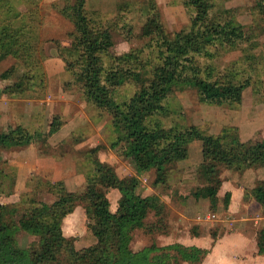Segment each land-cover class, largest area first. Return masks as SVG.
Segmentation results:
<instances>
[{
  "label": "rangeland",
  "instance_id": "374dc122",
  "mask_svg": "<svg viewBox=\"0 0 264 264\" xmlns=\"http://www.w3.org/2000/svg\"><path fill=\"white\" fill-rule=\"evenodd\" d=\"M69 1L74 0H0V28L8 26L10 33L14 30L18 36L16 53L0 62V129L21 125L40 135L30 146L3 152L0 170L8 177L0 181V204L16 208L17 220L29 202L52 204L57 199L46 184L64 182L69 192L82 193L88 178L94 175L93 160L98 158L112 165L122 178L137 176L143 197L158 196L164 203L161 218L152 212L147 219L149 225L162 221L157 230L133 233L134 252L153 244L165 247L176 243L211 250L214 240L223 235L256 231L245 213L227 211L226 193L219 200L209 196L210 180L200 142L192 143L188 159L171 166L163 176L156 170L137 175L135 165L126 158L125 144L111 147L119 138L112 116L90 102L85 89L76 82L73 72L80 71L74 65L76 59L67 58L73 64L71 72L65 61L68 54L64 50L71 47L70 35L75 28L60 10ZM211 3L210 18L222 25L232 21L243 26L248 40L236 45L216 42L207 53L197 55L196 61L204 70L203 78L225 84H246L242 102L217 106L201 103L194 89L177 90L165 103L167 115L158 118L166 128L197 127L205 135L236 137L243 142L263 139L264 6L261 3L264 5V0H212ZM153 4L155 12L151 9ZM86 13L101 26H109L114 41L111 55L137 54L151 67L160 62L161 43L153 36H145L143 31L153 14H158V22L169 38L189 32L195 17V10L185 0H87ZM103 61L105 67L110 65L108 57L103 56ZM9 70H12L10 76L2 79V74ZM19 84L20 88L9 89ZM137 91L138 86L129 81L114 89V98L123 103ZM51 129L57 130L49 135ZM96 149V153L92 152ZM221 178H228L243 189L248 202L253 185L248 183L254 180L248 182L247 171L224 169ZM108 198L111 209L115 210L119 193L110 191ZM62 231L65 237L76 238V251L96 245L82 205L64 219ZM16 238L22 249L30 248L37 240L23 231ZM172 254L180 259V264H192L181 261L176 252ZM236 258L239 257L235 255L233 261ZM65 264H69L67 259Z\"/></svg>",
  "mask_w": 264,
  "mask_h": 264
},
{
  "label": "trees",
  "instance_id": "16d2710c",
  "mask_svg": "<svg viewBox=\"0 0 264 264\" xmlns=\"http://www.w3.org/2000/svg\"><path fill=\"white\" fill-rule=\"evenodd\" d=\"M185 2L195 10L189 32H179L169 38L158 22L157 13L145 26L144 35L153 36L161 43L160 62L151 67L137 54L111 55L109 51L114 41L109 26H101L88 17L87 0L69 1L60 10L75 28L70 35L72 45L64 50L68 54L65 61L71 72L73 64L67 58L76 59L74 65L80 68L79 72H73L76 82L85 89L90 102L112 116L119 138L111 147L125 144L126 158L135 165L137 175L152 170L160 176L165 175L171 166L188 159L192 143L200 142L204 168L210 180L207 192L215 200L224 181L221 178L224 169L243 173L264 167V138L243 142L236 137L227 139L205 135L197 127L183 130L166 128L158 118L159 115H167L165 103L177 90L191 88L197 91L201 103L225 106L241 104L246 88V84H225L203 78L204 70L196 61L197 55L207 53L216 42L236 45L248 40L243 26L232 21L224 25L213 21L210 18L212 0ZM151 9L155 12L154 4ZM13 32L10 33L8 26L0 28V62L16 53L18 36ZM103 56L110 60L108 67L104 66ZM11 73L9 70L1 78L6 79ZM129 81L138 86V91L130 100L118 103L114 89ZM17 88L20 84L9 89ZM56 130L51 129L49 135ZM39 137L21 125L8 127L5 131L0 129V166L3 152L30 146ZM93 172L82 193L69 192L64 182L46 184L57 199L52 204L29 202L17 220L16 208L0 204V264H65L66 259L69 264H173L178 261L180 264V259H176L172 252H176L181 261L197 264L208 255L206 249L179 243L165 247L153 244L134 252L131 249L133 233L142 229H148L145 230L148 233L157 230L162 221L149 225L147 219L152 212L161 218L164 203L158 196L143 197L137 176L122 178L112 165L98 158L93 160ZM6 177L8 175L0 170V181ZM110 191L119 193L115 210L111 209L108 198ZM252 192L264 214V180ZM230 197L229 193L225 196L227 207ZM80 205L86 211L88 230L96 245L76 251V238L64 236L62 223ZM20 231L37 238L30 248L19 247L16 236ZM258 234L259 254L264 255V227Z\"/></svg>",
  "mask_w": 264,
  "mask_h": 264
},
{
  "label": "crops",
  "instance_id": "0c3cea01",
  "mask_svg": "<svg viewBox=\"0 0 264 264\" xmlns=\"http://www.w3.org/2000/svg\"><path fill=\"white\" fill-rule=\"evenodd\" d=\"M264 167L248 169V185L253 189L260 181L264 180ZM222 191L218 193V200L221 199L222 194L229 193L231 195L228 205V212L232 214H243L248 219L250 226L256 229L251 233L237 232L233 234H226L220 239L214 240L212 249L209 250L204 247L195 246L209 251L208 255L202 262L197 264H264V255L259 254L258 249V233L264 227V214L260 204L253 196V192L248 194V202L245 201V193L243 189L233 184V181L224 179L222 184ZM198 239H196L197 241ZM222 250H225L222 252ZM239 253H236V252ZM236 253V254H235ZM235 255L239 258H236ZM244 256V257H243Z\"/></svg>",
  "mask_w": 264,
  "mask_h": 264
},
{
  "label": "built area",
  "instance_id": "2783aa9c",
  "mask_svg": "<svg viewBox=\"0 0 264 264\" xmlns=\"http://www.w3.org/2000/svg\"><path fill=\"white\" fill-rule=\"evenodd\" d=\"M215 216H213V218H214ZM201 219V218H200ZM210 219V218H209Z\"/></svg>",
  "mask_w": 264,
  "mask_h": 264
}]
</instances>
